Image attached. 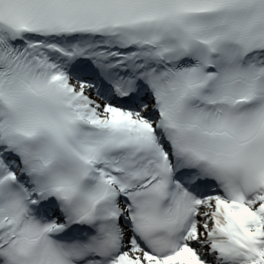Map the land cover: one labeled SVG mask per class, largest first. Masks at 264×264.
<instances>
[{"label": "snow or ice", "instance_id": "6c2138e0", "mask_svg": "<svg viewBox=\"0 0 264 264\" xmlns=\"http://www.w3.org/2000/svg\"><path fill=\"white\" fill-rule=\"evenodd\" d=\"M0 264H264V0H0Z\"/></svg>", "mask_w": 264, "mask_h": 264}]
</instances>
